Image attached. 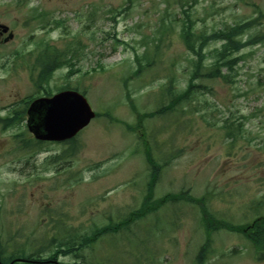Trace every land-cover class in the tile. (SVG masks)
I'll return each instance as SVG.
<instances>
[{
	"label": "rangeland",
	"instance_id": "374dc122",
	"mask_svg": "<svg viewBox=\"0 0 264 264\" xmlns=\"http://www.w3.org/2000/svg\"><path fill=\"white\" fill-rule=\"evenodd\" d=\"M34 8L63 23L62 29L50 34L52 39L69 38L87 46L86 59L55 72L50 90L77 87L86 92L96 113L111 118H96L76 137L79 152L70 170L61 174L51 169L48 159L63 156L69 144L50 143L34 154L16 152L14 132L0 127V237L40 240L59 219L80 232L121 222L141 206L150 185L155 171L146 160L150 151L161 164L176 157L154 186L156 198L170 193L186 194L187 199L206 197L202 207L235 225L264 216V45L243 52L246 59L239 64L236 83L205 81L208 89L193 104L198 111L193 109L181 119L172 113L154 117L137 127L140 120L130 102L140 113H154L168 78L175 75L183 87L192 70L193 57L179 30L164 35L161 43L149 42V48L141 44L145 37H156L166 9L177 21L181 19L173 0H0V25L16 35L13 42L0 44V115L39 94L34 85L38 70L32 76L30 68L19 67L22 62L10 57L16 52L29 55L35 49L32 41L43 36L42 19L32 18ZM95 10L91 28L88 15ZM193 13L197 31L206 36L256 18L259 23L251 32L264 34V0H200ZM157 45L158 63L136 77V54L149 52L154 57ZM221 45L208 47L204 54L208 57ZM169 102L166 96L164 104ZM227 117L236 125L242 123L241 117L249 119L233 148L220 130ZM30 175L32 182L27 180ZM184 198L139 221L131 231L101 242L92 264H199L196 257L207 234H203L200 207L186 204ZM59 262L83 264L72 257H60ZM202 264H264V252L255 251L240 235L224 231L213 236L212 253Z\"/></svg>",
	"mask_w": 264,
	"mask_h": 264
},
{
	"label": "trees",
	"instance_id": "16d2710c",
	"mask_svg": "<svg viewBox=\"0 0 264 264\" xmlns=\"http://www.w3.org/2000/svg\"><path fill=\"white\" fill-rule=\"evenodd\" d=\"M165 1L168 3L170 0ZM199 2L200 0H173V4L179 6L181 12L178 15L182 16L181 19L177 21L174 18L175 14L170 13L169 8L166 9L164 15H162L156 37L152 39L145 37L141 42L143 47L149 48L151 41L154 43H161L164 35L167 33H178L179 30L180 39L193 58L191 60L192 70L189 72V78L185 86L182 87L180 83H178V79L175 75L168 78L169 80L166 86H162V101H160V103L163 107H160L154 113H140L135 104L132 101L130 102V107L138 116V121L140 120L137 127H143L146 120L153 119L154 117H164L172 113L175 114L178 119H181L184 115L193 113V109L198 111V108H194L193 104L195 101H199L202 91L208 89L203 83L205 81L217 80H221L230 85L236 83L239 64L246 59L243 52L247 48L264 45V34L251 32V29L259 23V18L248 22L239 21L234 25L226 26L223 30L213 32L210 36H206L204 32H198L193 9ZM169 6L171 5L169 4ZM44 17V15L37 16L35 19H43ZM218 43H222V45L219 48H215L214 52L207 57L204 54L205 50ZM116 44L120 43L116 41ZM132 49L136 54V49L134 47ZM160 49L159 45L155 47L154 57L150 55L149 52H146L144 56H138L136 54L135 63L137 69L133 72L136 77L144 74L148 69L158 63ZM41 53L42 54H39V58L35 63L31 62V58L33 57H30V54L27 55L16 52L10 55L11 58L14 56L17 62L19 60L22 62L19 63L20 65L18 64L19 67L24 65L26 69L30 68L31 71H33L31 72L32 76L35 75L36 69L38 70L37 81L34 85L39 94H35L22 102L12 105V108H8L5 115H0V127L2 131L14 132L12 134V140L15 146L17 145V149L15 148L14 150L16 152H27L32 150V153H29L34 154L37 150L40 151L45 145L50 144L36 141L28 131L26 125L27 110L29 105L42 94V91H45L46 96H51L54 93L52 90H48V86L53 78L55 69H60L63 66H70L71 64L75 65L73 61L66 59L62 64H55L54 66V63L48 60L47 54H49V52L43 51ZM51 53L56 57H61L58 52L54 53L52 51ZM50 63H52V65H49ZM199 81H201L200 84H198ZM41 86L43 89H41ZM125 88L128 89L127 86ZM62 90H65V88L58 89L57 92ZM85 93L86 92H84V94ZM166 96L170 98V102L167 105L164 104ZM129 98L130 97H128V99ZM186 105L189 106L188 111L184 108ZM102 117L111 118L109 114L97 113V118ZM239 120L242 121V123L236 125V123L232 121V118L227 117L223 125L220 126V130L224 133V136L228 141H231L229 145L230 148H233L236 145L237 139L243 136L245 127L244 122L249 119L241 117ZM124 124L131 130V127L127 123ZM76 143L77 141L75 140L70 142V148L63 156H51L48 159V163L52 165L51 169L53 171L55 170L56 173L61 174L66 170L65 173L70 170L72 158L75 157L74 154L79 152V147L76 146ZM145 156L149 166L152 170L155 169V171L151 176L152 178L144 196L143 204L137 212H132L127 215L121 222L109 223L103 226L95 225L86 232H80L72 226H67L63 219H59L58 222L52 226L51 230L46 229L43 232L40 240L33 239L32 241L27 240L25 242H18L12 238L9 241L8 236L3 235L0 237V261L2 264H25L21 263V260L29 261L28 264H33L32 262L53 264L52 262L58 261L60 257H72L74 260L82 259L83 264H92L96 247L99 246L101 242L117 234H125V232L131 231L133 225L167 207L170 204L169 202H172L171 200L180 199V197L172 195H166L160 198L155 197L154 186L159 179L160 175H158V173L160 172V168L162 170L164 166L158 165V162H156L153 157L152 151L146 152ZM179 156H181V153ZM27 165H31L29 161ZM32 177L33 175L28 176L27 180L31 181ZM187 201L189 202L186 204L189 203L193 205L198 202L201 203L204 200L191 198ZM203 213L202 226L206 231L208 240L200 249L196 263L202 264L208 256L210 257V251L212 249L211 244L213 243L212 235L220 230H227L238 235H243L247 241L253 245L255 251L264 252V216L259 217L258 215L257 219L253 218L250 223L235 225L224 219L219 221V218L210 213L208 209H204ZM205 221H207V223H205ZM109 243H114V239L113 241H109ZM137 259L140 261L139 258ZM116 264H123V262L116 261Z\"/></svg>",
	"mask_w": 264,
	"mask_h": 264
},
{
	"label": "water",
	"instance_id": "95a60500",
	"mask_svg": "<svg viewBox=\"0 0 264 264\" xmlns=\"http://www.w3.org/2000/svg\"><path fill=\"white\" fill-rule=\"evenodd\" d=\"M0 29L1 33L9 31L6 26ZM11 39L12 34L6 42ZM95 118V112L82 94L64 91L52 98L34 101L28 110L27 127L37 141L62 143L77 137Z\"/></svg>",
	"mask_w": 264,
	"mask_h": 264
},
{
	"label": "flooded vegetation",
	"instance_id": "af4514ba",
	"mask_svg": "<svg viewBox=\"0 0 264 264\" xmlns=\"http://www.w3.org/2000/svg\"><path fill=\"white\" fill-rule=\"evenodd\" d=\"M18 1H20V0H18ZM21 4H23V2H20L19 5H21ZM96 8H98V7H96ZM44 22H45V28H44L45 31L43 30V32H44V33H42L43 36L38 39V43L31 44V45H34L35 46V49L32 52V54L34 55L35 59H37L36 56H39V54L41 52V50H40L42 48L41 40L42 39H45V38H48L49 34H52L53 32L58 31L59 29H61V27L55 28L56 25H58L59 21L58 20L53 21V20L49 19V15L48 14H46V19H45ZM52 29H54V30H52ZM9 34L10 33L0 35V44L1 43H4L5 39L8 37ZM14 35H15V33H14ZM15 38H16V35H15ZM15 38H14V40H15ZM46 42L49 43V46H43V47L46 48V49L48 47L49 48L54 47L55 49L51 48L53 50V52L55 53L58 50V54L61 57L68 56L70 58L73 57V58L76 59L79 55L80 56L82 55V49H81V47H79L78 49H74L76 47V45H75L74 42L68 43V44H70V47H71L70 50H68V45H67V42L66 41H58V40H56L54 38L53 39L51 38L50 41H46ZM68 51H69V54H67ZM61 57H56V56H53L52 57L51 54L49 53L48 60L50 62H53V61L59 62L60 61L59 59Z\"/></svg>",
	"mask_w": 264,
	"mask_h": 264
}]
</instances>
